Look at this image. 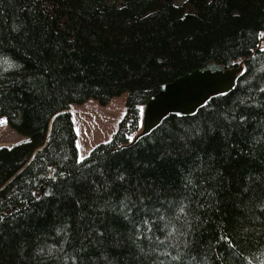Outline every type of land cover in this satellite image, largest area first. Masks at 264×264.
<instances>
[{
    "label": "trees",
    "instance_id": "1",
    "mask_svg": "<svg viewBox=\"0 0 264 264\" xmlns=\"http://www.w3.org/2000/svg\"><path fill=\"white\" fill-rule=\"evenodd\" d=\"M263 31L264 0H0V117L27 137L0 147V264H264ZM211 63L243 64L233 90L132 142ZM125 92L79 160L70 105Z\"/></svg>",
    "mask_w": 264,
    "mask_h": 264
},
{
    "label": "water",
    "instance_id": "2",
    "mask_svg": "<svg viewBox=\"0 0 264 264\" xmlns=\"http://www.w3.org/2000/svg\"><path fill=\"white\" fill-rule=\"evenodd\" d=\"M243 69L242 63L230 67L211 63L163 85L143 105V130L134 141L149 133L168 115H193L211 97L230 92Z\"/></svg>",
    "mask_w": 264,
    "mask_h": 264
},
{
    "label": "rangeland",
    "instance_id": "3",
    "mask_svg": "<svg viewBox=\"0 0 264 264\" xmlns=\"http://www.w3.org/2000/svg\"><path fill=\"white\" fill-rule=\"evenodd\" d=\"M188 1L176 0V4L183 5ZM260 47L264 48V31ZM127 97L126 92L114 97L110 107H105L95 98H90L85 104L71 105L80 158H85L95 145L113 138L119 125L117 119L125 116ZM24 140L26 138L14 131L5 118H0V146H11Z\"/></svg>",
    "mask_w": 264,
    "mask_h": 264
},
{
    "label": "bare ground",
    "instance_id": "4",
    "mask_svg": "<svg viewBox=\"0 0 264 264\" xmlns=\"http://www.w3.org/2000/svg\"><path fill=\"white\" fill-rule=\"evenodd\" d=\"M46 144V143H45Z\"/></svg>",
    "mask_w": 264,
    "mask_h": 264
}]
</instances>
